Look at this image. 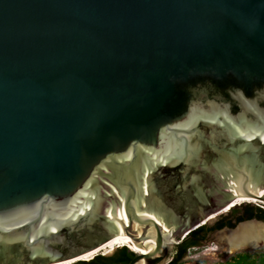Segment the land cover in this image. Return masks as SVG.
Masks as SVG:
<instances>
[{
	"label": "water",
	"instance_id": "1",
	"mask_svg": "<svg viewBox=\"0 0 264 264\" xmlns=\"http://www.w3.org/2000/svg\"><path fill=\"white\" fill-rule=\"evenodd\" d=\"M237 197L264 202V0H0V264H168Z\"/></svg>",
	"mask_w": 264,
	"mask_h": 264
},
{
	"label": "trees",
	"instance_id": "2",
	"mask_svg": "<svg viewBox=\"0 0 264 264\" xmlns=\"http://www.w3.org/2000/svg\"><path fill=\"white\" fill-rule=\"evenodd\" d=\"M235 211H241L234 221H226ZM258 220L264 222V205L246 204L234 207L226 216L216 223L215 226L207 225L190 231L174 249L173 259L168 264H182L188 253L193 248L201 247L211 234L224 228L234 229L238 223ZM136 256L128 246L118 248L112 255L98 254L90 260L77 261L74 264H130ZM224 264H264V246L256 249H247L235 252Z\"/></svg>",
	"mask_w": 264,
	"mask_h": 264
},
{
	"label": "bare ground",
	"instance_id": "3",
	"mask_svg": "<svg viewBox=\"0 0 264 264\" xmlns=\"http://www.w3.org/2000/svg\"><path fill=\"white\" fill-rule=\"evenodd\" d=\"M262 203L263 201L257 200V199H251V198H243V197H237L230 206H228L226 209L222 210L219 213L211 215L206 222L213 221L215 218L228 211L229 209L233 208L234 206H237L241 203ZM204 223V222H203ZM198 227V226H196ZM194 227V228H196ZM218 237L222 240L228 241L230 245V249L232 251H238L242 249H248L253 248L256 246L264 245V225L256 222H247L244 224H241L237 229L235 230H226L223 232H220L218 234ZM175 238L174 236L170 239V242H174ZM167 244V243H166ZM164 244V245H166ZM128 246L131 250L141 253L145 252V250L139 249L135 247L132 243H130L126 238L120 237L116 238L109 243L99 247L98 249L73 260L61 262L57 264H73L77 261H83V259H90L93 258V256L106 251L107 254L115 252L118 248Z\"/></svg>",
	"mask_w": 264,
	"mask_h": 264
},
{
	"label": "rangeland",
	"instance_id": "4",
	"mask_svg": "<svg viewBox=\"0 0 264 264\" xmlns=\"http://www.w3.org/2000/svg\"><path fill=\"white\" fill-rule=\"evenodd\" d=\"M246 204H254L257 206L258 204H261V203H258V202H256V203H241V204H238L237 207L241 206V205H246ZM234 207H236V206H234ZM233 208L229 209L228 211H226L223 214L228 213ZM206 223H208V222H206ZM219 233L220 232H216L214 234H211L208 237L207 241L201 247L191 249L188 253V256L184 259L182 264H224L225 262L228 261V259L230 258V256L232 254H234L235 252L241 251V250L232 251L230 249V245H229L228 241L222 240L218 237ZM262 246H264V245H262ZM174 249L175 248H173L171 250L173 254H174ZM242 250H247V249H242ZM113 253L107 254L106 251H104V252H101L99 254L112 255ZM97 255H95V256H97ZM90 259H92V258H90ZM90 259H88V260H90ZM83 260H86V259H83Z\"/></svg>",
	"mask_w": 264,
	"mask_h": 264
},
{
	"label": "flooded vegetation",
	"instance_id": "5",
	"mask_svg": "<svg viewBox=\"0 0 264 264\" xmlns=\"http://www.w3.org/2000/svg\"><path fill=\"white\" fill-rule=\"evenodd\" d=\"M235 200V199H234ZM233 200V201H234ZM232 201V202H233ZM232 202H231V204H232ZM230 202H225V203H222V202H217L215 199H213V198H210L209 200H206V203L203 205V207H204V211H205V214L203 215V217H202V219H194V222H197V220H198V227L197 228H199L200 226H203V225H208V226H210V227H213V226H215L216 225V223L217 222H219L221 219H222V217L223 216H226V215H228V213L230 212H228V213H226V214H221V215H219V216H217V218L215 219V220H213V221H210V222H208V223H206V221H207V219L211 216V215H213V214H216V213H219V212H221L222 210H224V209H226L227 207V205L229 204ZM230 206V205H229ZM242 206V205H241ZM240 206V207H241ZM217 210H219V211H217ZM217 211V212H216ZM239 215H241V211H235L232 215H230L229 217H228V219L226 220V221H234L235 220V218L237 217V216H239ZM204 222V223H203ZM197 228H195V229H197ZM194 228L192 229V230H195ZM192 230H190V231H192ZM189 231V232H190ZM187 234H188V232H187Z\"/></svg>",
	"mask_w": 264,
	"mask_h": 264
},
{
	"label": "built area",
	"instance_id": "6",
	"mask_svg": "<svg viewBox=\"0 0 264 264\" xmlns=\"http://www.w3.org/2000/svg\"><path fill=\"white\" fill-rule=\"evenodd\" d=\"M259 205V204H258Z\"/></svg>",
	"mask_w": 264,
	"mask_h": 264
}]
</instances>
